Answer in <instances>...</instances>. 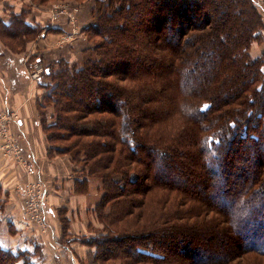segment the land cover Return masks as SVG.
<instances>
[{
    "label": "trees",
    "instance_id": "16d2710c",
    "mask_svg": "<svg viewBox=\"0 0 264 264\" xmlns=\"http://www.w3.org/2000/svg\"><path fill=\"white\" fill-rule=\"evenodd\" d=\"M214 1L100 0L97 21L86 27L98 41L84 50L82 66L67 68L65 62L42 73L49 77L42 83L44 100L55 109V121L43 127L49 148L69 153L101 182L94 211L104 231L81 240L93 248L95 264L111 258H119L120 264H170L154 241L171 245L188 237L156 239L154 219L168 223L171 215L179 219L173 218L175 222L191 217L214 224L219 214L241 252L251 253L247 264L264 256V58L248 52L261 20L250 0ZM210 3L218 16H229L235 34L229 41L208 13L194 21L197 16L182 12L188 7L201 12ZM164 8L172 12L162 16ZM0 24L14 30L11 35L38 31L19 15ZM200 52L206 58L190 73L188 59ZM105 87L115 93H105ZM112 95L135 98L134 118L129 111L120 112ZM256 95L262 97L259 103ZM195 97L203 100L197 107L192 106ZM166 121L172 122L170 130L159 133L157 124ZM123 132L129 136L124 138ZM150 192V202L158 198L159 213L149 203L145 207L142 196ZM223 235L210 232L208 238L222 248ZM142 237L149 238L143 246L127 244L133 258L118 254L125 240ZM65 242L68 247L72 239ZM33 243L40 248L36 239ZM17 252L0 246V264H36ZM196 257L200 263L201 256Z\"/></svg>",
    "mask_w": 264,
    "mask_h": 264
},
{
    "label": "rangeland",
    "instance_id": "374dc122",
    "mask_svg": "<svg viewBox=\"0 0 264 264\" xmlns=\"http://www.w3.org/2000/svg\"><path fill=\"white\" fill-rule=\"evenodd\" d=\"M99 1L100 0H0V20H2V22L6 24H8L9 22L11 23L13 19L18 17L19 15L20 17L25 19V21L29 25L36 27V29L38 30L35 33L31 32L29 34L11 35L10 33H13L14 30L9 31L6 28L2 27L0 24V42L4 44L3 48L7 47V49L12 53H19L22 51H25V53H27L26 49L28 45L31 48L27 57H25L27 60H24L23 67L25 74L28 75V78L30 80H32L31 86L32 93L35 94L34 102L38 115V123L42 128V134L44 136L43 145L46 147L48 156H68L70 158L71 165H73V173L77 174L78 176H85L88 177V179H91V182L98 190V193L95 191V199L93 200V203H90L89 201L87 203L85 202V209L82 210V219L79 220L81 221V223L79 222L80 224L78 225H71L66 206H55V217H48V221L51 222L52 225H56L54 237H52L48 235L47 231L43 232L34 224H29L22 214L24 200L23 187L30 179V176H27L18 166L21 170V180L20 182H17L16 190L21 197L20 212L24 217V221L26 222L25 223L22 218V222L25 224V227L23 226V229L27 234L30 235H26L25 237H23V235H20V232L19 235L13 237L14 243L6 242L0 239V246L10 248L16 252L19 251L21 253H24L21 256H28V258L33 262L35 261L36 264H95L91 257L93 254L92 252H94L93 248L83 244L81 240L86 238H96L104 231V225L102 224L100 219L96 217L94 211L96 203L101 198L100 180L94 176L91 177L90 175H87V173L82 168V162L73 161L69 153L53 152L49 148L51 141H48L46 139L48 131L46 129L44 130L43 127L45 126V124H49L55 121V109L54 105L51 102L46 101V99L44 100L43 94H45V88L42 85V83L49 81V77L47 75L45 77H43L42 75V73L45 72L44 70L48 66L53 71L59 69V66H65L63 65L65 64V62L67 63V68L74 64L78 67L82 66V56L84 50L87 48H91L93 46V41H98L95 36H92L89 33V30L87 31L86 27H89L90 24H93V22L95 23V21H97L99 14L97 13V10L95 11V9L96 7H98ZM171 1L173 2V0ZM217 1L218 0H215L214 3H216ZM250 1L252 5L256 6V10L259 12L258 14L260 16L261 25H259L258 28L255 29L252 33V40L250 41L248 52L253 58H264V0ZM194 4L196 5V0H194ZM213 7V4L210 3V7H208V9L205 8L201 12H196V10L192 7H188L182 12L197 16L194 21H197V19L204 17L205 13H208L211 16V23L214 22V25L217 27L218 31L224 32L226 41H229L230 38L232 39V37L235 35L233 34V29L230 27L229 16H218L216 9H213ZM163 10L164 11L161 13L162 16H167L170 12H172L171 9L166 10V8H164ZM233 42H236V39H234ZM42 47L48 48L42 50ZM206 52L208 53V55L210 54L208 51ZM206 52H200L197 57L192 56L190 59H188L187 68H190V73L193 72V69L191 68L193 65L194 67L197 66V62L201 58V62L204 58H206L204 57V54H207ZM60 60H63V62H60ZM263 63H261L262 68H264ZM204 65L206 66L207 64L205 63ZM15 69L16 68H13L14 72ZM214 71H216V67L214 68L213 72ZM34 72H37V77H32V74ZM242 77L245 76L242 74ZM188 82L190 83L191 79L189 81L187 80V83ZM232 85H234L235 87L239 86L238 83H234ZM182 90L181 91L183 93L188 94L186 93L185 89L182 88ZM104 92L108 94L113 93V91L106 87L104 89ZM230 92L231 91H229L228 93ZM139 95H142V97L144 96V94ZM255 98L258 99L259 103L262 97L260 95H256ZM110 100L115 102L117 108L120 109V112L125 114L126 111H129L132 118H134L135 112L133 111V107L136 103L135 98L133 101H130L127 100V98H125L124 96L112 95ZM192 102V106L197 107L200 105V103L203 102V100L195 97L193 98ZM41 104L43 105V109L39 108ZM42 120L44 123L42 122ZM171 125L172 122H162V124H157L156 129L159 133H165L170 130ZM123 135L124 138L129 136L127 132H123L122 136ZM72 138L74 137L70 136V139ZM128 140L132 141V139ZM39 142L38 144L40 145L41 142ZM58 143L60 145L62 144L60 143V141L56 144ZM11 162L13 161L11 160ZM12 164L15 165L14 162ZM85 182L86 181H84V183L74 184V187L76 189L75 192L85 193ZM151 194L152 192L144 193V196H142L143 194H141L139 196H136V199H139L142 196L145 199V207H147L149 203L150 206L148 208H151V210H153L154 212L159 213L161 209H159V205L157 202L158 198L156 196L155 198H152V201L150 202ZM0 198V206L1 208H4L6 206L5 202L7 197L5 198L0 195ZM71 203L75 205V207H80V205H82L78 202L77 199H72ZM172 212L173 208L170 212L167 213V215ZM209 214L212 215L211 213ZM217 215L218 219H216V223L214 224L200 222L199 220H201V218L198 221H194V219L191 217H189L187 220L181 219V221L175 222L172 215L169 217L168 223H162L161 220L154 219V225L157 224V229L155 230L156 239L159 238L161 240L167 241L170 234L178 236L179 234L185 233L186 236L188 235L186 239L183 238L184 242L180 243L178 240H174L170 241L171 245H163L158 243V241L156 243L154 241V245H157V247L159 248L162 247L161 252L165 254L163 260H166V262H169L170 264L175 263V260L180 261V264H247V262L249 261L247 258L251 255V253L249 255H245V253L241 252L238 243L239 241H236L237 239L231 232L229 224L226 223L223 216L219 214ZM174 219L176 221L179 220L176 218ZM183 221L189 222L185 226H189L190 228H184L185 226H181ZM163 228H165V230H163ZM0 231V233L2 234L3 232L1 225ZM210 232H213L217 237L219 236V234L223 235L226 232L227 236L225 239L224 235L222 236V240H224V242L222 243V245H220L223 249L218 248V245L214 242V240L208 238V234H210ZM8 234L9 233H7V235ZM30 236L31 239H28L30 238ZM231 237H233V240H230ZM35 238H37L38 240L36 244L41 245L40 248L34 247L33 242ZM67 238L72 239V242L70 244L68 243V247H64L63 245L66 244L65 241H67ZM147 239H144L142 237L134 240H125L123 245H119L117 247V250L119 252L118 254L120 256H125L128 254L131 256L133 255V258L135 252H133V250L130 249L127 244H129V242H134V244L139 247L146 244ZM196 256H201L200 260L202 261L200 263H197V261H195V259L197 258ZM256 257L257 258H255V260H259V262L254 261V263L264 264L263 255H257ZM21 261L22 260H18L17 263L21 264ZM110 263L120 264L121 262L119 258H111V260L108 259L105 264Z\"/></svg>",
    "mask_w": 264,
    "mask_h": 264
},
{
    "label": "crops",
    "instance_id": "0c3cea01",
    "mask_svg": "<svg viewBox=\"0 0 264 264\" xmlns=\"http://www.w3.org/2000/svg\"><path fill=\"white\" fill-rule=\"evenodd\" d=\"M3 46L4 44L0 42V110L6 109L17 113L18 119L10 124V129L14 133L23 130V149L34 156L38 173L46 182L45 215L48 222L47 232L49 236L54 237L56 225H52L48 221V217H55V206H66L71 225H78L81 223L79 220L82 219L85 202L93 203L95 191L98 193V190L91 179L73 173V165H71L68 156H48L46 147L43 145L42 128L38 123L34 102L35 94L32 93L31 86L32 80L25 74L23 67L24 60H27L25 57H27L31 48L28 45L27 53L25 51L12 53L7 47L3 48ZM47 48L42 47L41 49L45 50ZM13 68H16L15 72ZM39 141L41 142L40 145L38 144ZM12 163L0 151V195L7 197L6 206L3 212L0 213V225L4 233H0V239L14 243L13 237L19 235L20 232L23 237L30 234H27L23 229L25 224L22 222L24 217L20 212L21 197L16 190V184L21 180V170ZM84 181H86L85 193L75 192L74 184L84 183ZM72 199H77L82 205L75 207L71 203ZM7 233L9 234L7 235ZM28 239H31V236ZM35 239L38 241L37 238Z\"/></svg>",
    "mask_w": 264,
    "mask_h": 264
},
{
    "label": "built area",
    "instance_id": "2783aa9c",
    "mask_svg": "<svg viewBox=\"0 0 264 264\" xmlns=\"http://www.w3.org/2000/svg\"><path fill=\"white\" fill-rule=\"evenodd\" d=\"M37 76V72L32 74V77ZM16 119H18L16 112L0 110V151L5 158L12 160L27 176H30L23 187L22 214L29 224H34L41 231L46 232L48 230L45 215L46 182L37 171L34 156L23 149L21 142L24 138L23 130L14 133L10 129V124Z\"/></svg>",
    "mask_w": 264,
    "mask_h": 264
},
{
    "label": "bare ground",
    "instance_id": "6f19581e",
    "mask_svg": "<svg viewBox=\"0 0 264 264\" xmlns=\"http://www.w3.org/2000/svg\"><path fill=\"white\" fill-rule=\"evenodd\" d=\"M26 182V181H25Z\"/></svg>",
    "mask_w": 264,
    "mask_h": 264
}]
</instances>
